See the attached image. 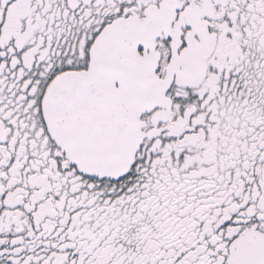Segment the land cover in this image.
<instances>
[{"label": "snow or ice", "instance_id": "1", "mask_svg": "<svg viewBox=\"0 0 264 264\" xmlns=\"http://www.w3.org/2000/svg\"><path fill=\"white\" fill-rule=\"evenodd\" d=\"M0 264H264V0H0Z\"/></svg>", "mask_w": 264, "mask_h": 264}]
</instances>
